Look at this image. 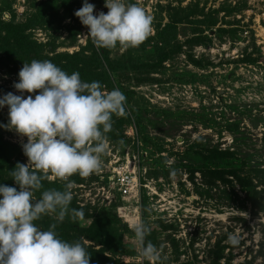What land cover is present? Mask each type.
Returning a JSON list of instances; mask_svg holds the SVG:
<instances>
[{
	"label": "rangeland",
	"instance_id": "rangeland-1",
	"mask_svg": "<svg viewBox=\"0 0 264 264\" xmlns=\"http://www.w3.org/2000/svg\"><path fill=\"white\" fill-rule=\"evenodd\" d=\"M44 1L49 0H0V7L9 4L10 9L0 19L9 21L14 15L15 23L24 22ZM70 2L75 3L73 11L83 5V0ZM88 2L95 5L94 15L107 13L104 0ZM126 2L137 3L152 17V31L131 48V59L152 66L159 48L173 53L157 67L124 76L120 89L130 91H122L130 124L123 126L121 139L118 134L107 139L98 172L69 178L73 203L88 207L82 220L65 218L76 226L69 231L76 238L69 242L83 238L90 264H109L102 258L153 264L139 255L131 228L144 221L151 228L146 240L162 250L163 264H264V0ZM59 4L50 0L48 8H58L60 14ZM52 15L50 20H60ZM56 24L49 30L32 29L38 43L54 38L57 48L54 53L46 49L48 56L79 52L91 40L81 22L66 18L57 29ZM74 24L79 28L76 43L68 46L66 27ZM128 49L117 45L107 49L108 56L120 60ZM1 59L0 51V97L20 95L13 84L24 62L7 67ZM100 61L94 67L98 74L108 71ZM103 83L105 91L114 89ZM7 123L5 106L0 124ZM0 141L5 149L10 143L23 154L27 137L0 127ZM10 151L5 156L13 160L16 153ZM158 165L166 171L155 176L150 170ZM5 171L6 164L0 163V172ZM123 175L136 176L137 188L123 194L118 182ZM47 181L56 184L45 190H64L67 183L51 175ZM101 215L107 221L97 228L95 217ZM229 234L238 242L231 243ZM57 235L62 239V231Z\"/></svg>",
	"mask_w": 264,
	"mask_h": 264
},
{
	"label": "clouds",
	"instance_id": "clouds-1",
	"mask_svg": "<svg viewBox=\"0 0 264 264\" xmlns=\"http://www.w3.org/2000/svg\"><path fill=\"white\" fill-rule=\"evenodd\" d=\"M104 7L107 13L94 15L95 5L83 0L74 13L98 50L136 48L151 33L152 17L137 3L104 0ZM18 77L13 87L20 95L0 97V108L8 107V123L0 127L27 137L22 144L27 163L17 162L9 172L18 188L0 184V264H90L83 238L67 242L58 237L55 223L45 231L34 221L45 215L57 222L84 219L83 208H70L69 178H86L101 169L112 117L127 116V98L118 88L105 91L99 81L85 82L79 72L68 74L50 60L24 62ZM37 91L34 98L24 96ZM50 175L67 182L64 190L47 189L35 198ZM131 228L139 255L163 264L162 250L146 240L149 225L138 221ZM228 239L238 242L232 234Z\"/></svg>",
	"mask_w": 264,
	"mask_h": 264
},
{
	"label": "trees",
	"instance_id": "trees-1",
	"mask_svg": "<svg viewBox=\"0 0 264 264\" xmlns=\"http://www.w3.org/2000/svg\"><path fill=\"white\" fill-rule=\"evenodd\" d=\"M49 5H50V0L46 2L44 1L42 6L38 8L34 13H32L29 17H27L24 22L15 23L13 19L14 15H12L11 20L9 21H1L0 19V51L3 56V59L1 60L5 62V65L7 67L8 65L15 66L17 63L22 62V61L30 63L33 59L41 60V61L50 60L52 63L60 67L62 70H64L68 74H71L73 72H79L80 78L85 82L99 81L100 83L101 82L106 83L105 85H107L108 89L117 88L116 85L120 89V87H123L122 85L123 80L126 79L124 78V76L125 75L127 76V74L131 70H133V72H139L142 69L147 70V69L153 68V66L157 67L166 59L167 55H170L171 53H173L172 51L171 52L168 51L166 48H159L155 56L154 63H152L153 65L151 66L148 64L143 65L136 61H133L131 59V52H130L131 48H130L127 50V53H126L127 55L125 57H122L120 60H117V61H112L110 60L108 56L107 49H100V51H102V54L99 56L97 52L94 51L91 40H88L87 45L81 47L79 52H75L71 54L67 52L56 53V54H53L52 56H48L47 55L48 52L47 53L45 52L46 49H48L50 53L51 52L54 53L57 48L56 45L54 44V40H53L54 38L51 39V37H48V40L45 43H38L37 40L33 37L32 29L34 30L36 28H40L42 30H49V29H53V25L56 23H57L56 24L57 25L56 29H57L58 27H60L61 21L63 22L64 19L66 18L72 19L76 21V23L80 22L79 18L74 15L75 11H73L74 9L73 7L75 3L70 2V0H60L59 6H56V7L63 8V12H61L60 14L57 13L58 8L51 10L48 8ZM29 7H31V5H29ZM6 9L10 10L9 4L8 5L4 4L2 7H0V14ZM52 13H54L56 16L57 15L60 16V20H54V19L50 20V17H53ZM66 28L70 32V34H68L70 39L67 38L68 40L67 45L74 46V44L76 43V34L79 31V28L75 24L72 26H67ZM161 32H164V31L161 30ZM43 50H44V53H43ZM87 53H90V54L87 55ZM100 57L102 58V60L106 62L107 69L110 72L109 74L107 70H106L107 72L104 71L102 74H98L97 72H95L94 67L96 65L98 67L101 66ZM112 73H115V75L113 77L109 76ZM114 78H116V82H114ZM141 81H143V79H137L136 83L141 82ZM120 90L121 92L123 91L122 88ZM129 93H130L129 89L128 90L125 89L124 94L129 95ZM112 119L114 122L113 129L111 132L107 133V138L109 140L114 139L115 135L118 134L117 137L121 139V136L124 135L123 126L126 124L129 125L130 121L128 120V117H124L123 119L122 117H116L115 115H113ZM116 129L119 132L115 133ZM141 140L143 142L145 141L144 138H142V136H141ZM7 145L8 146L5 149V147L3 146V143L0 141V163L6 164L5 173L0 172V184H6L9 186L18 188L14 180L11 179L9 172L11 169L15 167L17 162L25 163L24 156L21 152H18V150L15 148L16 146L10 143H7ZM14 149H16L17 152ZM10 150H13L12 152L16 153L14 154L15 159L13 160H11L10 157L5 156L7 155L6 151H10ZM217 154H218L217 152H214L213 156H217ZM211 158L212 157H210V159ZM150 171L151 172L156 171L155 173H153L156 176L159 172L165 173L166 170H164L161 166L158 165L157 169H152ZM209 172L210 171H208L207 173ZM165 176L167 175L165 174ZM76 180L80 181L78 179ZM55 184H56L55 182H49L47 181V179L43 181V188L35 193V198H40L41 193L42 191L45 190L44 188L46 186L48 185L54 186ZM70 208L79 209V207L75 206L73 201H71ZM87 209L88 207L83 210H87ZM84 213L85 215L87 214L86 212ZM105 221L107 220L101 215L99 217L96 216L94 222L98 228L99 224ZM34 223L41 230H45V231L49 229V226L51 224L55 223L56 224L55 231L57 233L62 231L63 237L62 236L61 237L63 240L69 242V240H75L76 238L75 235H72L70 234L71 232H69L71 228L76 227V226L74 225V223L73 224L70 223L68 219H64L63 222H57L52 216L45 215L41 219L34 221ZM66 228L68 229V231L66 230ZM107 233H109V231H107ZM110 233H112V231ZM102 260L106 261L109 264H120L117 261L114 262V261L109 260L108 262V260H105L104 258H102Z\"/></svg>",
	"mask_w": 264,
	"mask_h": 264
},
{
	"label": "built area",
	"instance_id": "built-area-1",
	"mask_svg": "<svg viewBox=\"0 0 264 264\" xmlns=\"http://www.w3.org/2000/svg\"><path fill=\"white\" fill-rule=\"evenodd\" d=\"M118 182L119 185L121 186L123 194L129 193L132 188H137L138 186V181L136 179V176L131 178L129 176L123 175L118 178Z\"/></svg>",
	"mask_w": 264,
	"mask_h": 264
}]
</instances>
